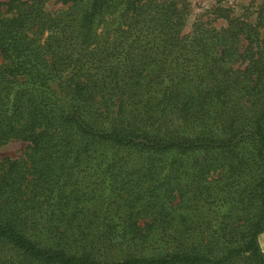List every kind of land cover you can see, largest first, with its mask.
I'll use <instances>...</instances> for the list:
<instances>
[{"label": "trees", "instance_id": "16d2710c", "mask_svg": "<svg viewBox=\"0 0 264 264\" xmlns=\"http://www.w3.org/2000/svg\"><path fill=\"white\" fill-rule=\"evenodd\" d=\"M56 1L0 12V264H264L262 19Z\"/></svg>", "mask_w": 264, "mask_h": 264}, {"label": "rangeland", "instance_id": "374dc122", "mask_svg": "<svg viewBox=\"0 0 264 264\" xmlns=\"http://www.w3.org/2000/svg\"><path fill=\"white\" fill-rule=\"evenodd\" d=\"M6 2L7 0H0V12L5 17H10L11 15L7 12V6L5 5ZM176 6L188 10L185 32H188L196 21H201L216 28L226 26V20L217 18L213 14L215 9L228 10L231 16L240 17L252 24L260 21L259 18L264 23V14L259 17L260 8H264V0H179ZM66 8L56 0H46L44 5L45 11L51 14L65 11ZM2 62L3 57L0 54V63ZM28 146L29 144L23 141H10L0 146V162L3 159L13 160L24 156L28 151ZM257 241L261 252L264 254V232L258 236Z\"/></svg>", "mask_w": 264, "mask_h": 264}]
</instances>
